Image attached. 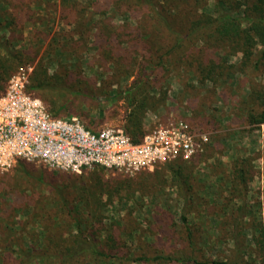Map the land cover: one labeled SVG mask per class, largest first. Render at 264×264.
Segmentation results:
<instances>
[{
    "label": "trees",
    "instance_id": "1",
    "mask_svg": "<svg viewBox=\"0 0 264 264\" xmlns=\"http://www.w3.org/2000/svg\"><path fill=\"white\" fill-rule=\"evenodd\" d=\"M102 1L58 0V18L65 29L53 33L39 56L42 36H49L50 27L35 30L32 37L37 49L35 54L24 49L21 41L26 23L36 19L35 14H40L33 8H40L42 4L34 0H0V94L21 67L30 65L33 70L28 91L42 99L54 117L69 113L87 118L89 115L85 113L80 98L90 96L91 92L101 95L102 90L105 95L111 94L113 88L104 79L99 83L92 75L88 76L76 64L73 65L71 58L67 57L69 45L76 51L92 46L101 59L109 57L113 67L119 70V78L129 77L130 67L141 57L144 61L140 74L129 87L118 91V95L126 100L129 111L122 127L137 143L146 134V113L156 108L162 95H166L160 86L168 78L184 70L198 82L216 84L227 69L220 58L231 54L240 60L243 73L248 69L249 75L255 76V70L264 71V0H244L237 5L232 4V0H216L212 9V0ZM175 4L179 10L173 9ZM115 17H119L118 23ZM41 19L45 21L43 15ZM63 43L66 45L62 46ZM256 46L263 48L256 49ZM54 50L53 59L51 52ZM78 53L82 56L84 52ZM46 57L49 64L43 63ZM50 66L54 67L52 72ZM151 77L155 79L151 80ZM251 95L253 98L248 101L250 106L244 115L245 122L262 126L264 103L260 100H264V91L255 96L253 90ZM181 163L188 162L175 161L165 165L174 164L180 170ZM177 174L180 177L178 182L186 185L189 176L179 171ZM120 186L122 189L124 183H119ZM119 187L100 176L83 180L77 189L81 190L73 198L79 200L73 207L71 204L67 206V217L59 225L51 215L44 214L40 204L35 203L34 211L43 214L36 249L27 252L19 246L17 252L14 245L19 241L3 238L0 264H40L44 259L53 264H89V259L100 264H242L235 259L215 260L205 253L200 254L194 226L185 216L181 221L191 249L187 254L170 255L161 249L164 244L161 235L165 241L174 237L169 232V221L163 225V221L155 217L153 231L144 236L135 232L137 224L134 220L122 216L107 224L99 211V203L104 195L113 194ZM181 187L184 191V186ZM18 197L7 205L3 214L14 208ZM79 206H82L81 210ZM1 217L3 226L12 223L11 216L9 220L4 215ZM157 228L159 231H155ZM259 233L260 239L255 242L260 249L255 254L260 264H264V230ZM10 242H14L13 245ZM40 250L46 255L34 253ZM144 251L153 254H142Z\"/></svg>",
    "mask_w": 264,
    "mask_h": 264
},
{
    "label": "rangeland",
    "instance_id": "2",
    "mask_svg": "<svg viewBox=\"0 0 264 264\" xmlns=\"http://www.w3.org/2000/svg\"><path fill=\"white\" fill-rule=\"evenodd\" d=\"M217 1L210 2L211 9ZM241 1L244 0H232V4L237 5ZM34 2L42 4L40 8L33 4V10L43 15L45 21L40 14H35L36 19L26 23L21 42L24 49L35 54L37 49L32 39L35 30L50 27L52 32L49 36H42L44 40L39 55L42 56L53 33L65 28L58 18V0ZM173 9L179 10L176 4ZM118 19L115 17L116 23ZM67 50V57L71 58L73 65L76 64L88 76L92 75L99 83L104 79V82L112 85L113 92L105 95L102 90L101 95L91 92L90 96L80 98L85 113L89 115L87 118L69 113L61 116L78 117L93 129L109 125L124 126L129 111L126 100L118 95V91L129 87L137 78L144 59L138 57L137 62H133L129 77L119 78V70L113 67L112 60L109 57L101 59L92 46L76 51L69 45ZM78 52L84 53L81 56ZM54 53L55 50L51 52V58ZM48 61L46 57L43 63L49 64ZM220 61L227 69L216 84L198 82L184 70L168 78L160 86L166 95H162L161 103L149 110L144 119L146 133L170 117L183 120L207 133L209 142L197 158L181 163L180 170L174 164L163 165L154 172H139L131 176L99 168L74 174L38 163L19 161L9 171L0 173V244L3 238L13 239L19 241L14 245L17 252L19 246H23L27 252L36 249L43 214L34 211L35 203L40 204L44 214L51 215L59 225L67 217V206L71 204L73 207L79 200L73 198L81 190L77 189L83 180L100 176L117 187L119 183H124L122 189L120 186L113 194L104 195L99 203V211L107 224L122 216L134 220L137 224L135 232L144 236L153 231L155 217L161 219L163 225L169 221V232L174 237L165 241L161 235L164 244L162 246L158 240L157 243L170 255L187 254L191 249L183 234L181 220L185 216L194 226L200 254L205 253L215 260L235 259L242 264H260L255 254L260 246L255 239L259 240V232L264 230V125L247 124L244 115L250 106L248 101L253 98V90L255 96L257 92L264 91V71L255 70V76H250L248 69L243 73L241 68L244 67L234 54L223 56ZM53 70L54 67L50 66V71ZM154 79L151 77V80ZM260 102L264 103V100ZM177 171L189 176L186 185L178 182L180 177ZM17 196L18 202L14 208L3 214ZM74 214L78 213L74 211ZM2 215L8 220L11 216L12 223L8 227L2 225ZM155 231H159V228ZM10 243L13 245L14 242ZM34 253L46 255L42 250ZM142 254L153 253L144 251ZM89 261V264H100L94 263L93 259ZM45 263L53 264L48 259L40 264Z\"/></svg>",
    "mask_w": 264,
    "mask_h": 264
},
{
    "label": "built area",
    "instance_id": "3",
    "mask_svg": "<svg viewBox=\"0 0 264 264\" xmlns=\"http://www.w3.org/2000/svg\"><path fill=\"white\" fill-rule=\"evenodd\" d=\"M32 66L21 67L0 94V173L19 161L82 174L93 168L126 176L197 158L208 134L174 117L133 142L124 128L87 127L78 117H54L28 91Z\"/></svg>",
    "mask_w": 264,
    "mask_h": 264
}]
</instances>
